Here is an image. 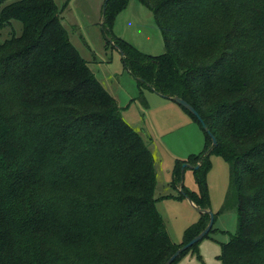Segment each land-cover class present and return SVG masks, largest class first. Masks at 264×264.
Wrapping results in <instances>:
<instances>
[{
    "label": "trees",
    "instance_id": "obj_1",
    "mask_svg": "<svg viewBox=\"0 0 264 264\" xmlns=\"http://www.w3.org/2000/svg\"><path fill=\"white\" fill-rule=\"evenodd\" d=\"M127 1L105 2L107 47L139 88L190 104L217 141L209 149L203 131L204 148L176 160L170 185L183 163L198 165L199 193L182 190L208 209L209 156L219 155L229 180L220 212L236 210L220 264H264V0H139L162 38L157 56L114 35ZM66 3L0 0V264H163L209 216L172 241L153 156L71 43Z\"/></svg>",
    "mask_w": 264,
    "mask_h": 264
},
{
    "label": "rangeland",
    "instance_id": "obj_2",
    "mask_svg": "<svg viewBox=\"0 0 264 264\" xmlns=\"http://www.w3.org/2000/svg\"><path fill=\"white\" fill-rule=\"evenodd\" d=\"M54 1L62 7L66 0ZM95 1L68 0L64 11L60 9L62 23L72 43L76 44L77 32L89 42L91 51L84 54L80 50V56L87 61L103 87L116 99L122 119L140 135L151 152L154 159L153 196L156 208L172 241L180 243L185 228L198 221L200 213L184 197L164 196L179 194V183L176 189L170 185L175 162L185 160L190 154H198L204 148V132L174 101L148 88L138 87L137 80L123 68L120 52L106 45L102 20H99L104 0L96 7ZM123 10L113 24V33L141 53L152 56L162 54L164 45L151 11L139 0H128ZM70 24L78 30L71 28ZM209 161L211 166L205 179L208 209L213 214H219L215 217L213 230L186 249L173 264H220V243L228 241L229 233L236 230V210L233 205L230 204V209L220 212L229 189L228 164L214 153L209 156ZM182 184L185 190L199 193L192 169L184 168Z\"/></svg>",
    "mask_w": 264,
    "mask_h": 264
},
{
    "label": "water",
    "instance_id": "obj_3",
    "mask_svg": "<svg viewBox=\"0 0 264 264\" xmlns=\"http://www.w3.org/2000/svg\"><path fill=\"white\" fill-rule=\"evenodd\" d=\"M107 0L104 1L103 4V8H102V13H104V8H105V2ZM111 44L113 45L114 48H116L121 56L122 53L121 51L118 49V47L113 44L111 42ZM156 93V92H155ZM158 94V93H157ZM161 97H163L162 95H160ZM172 101H174L176 104H178L179 106H181L182 108L186 109L188 112H190L193 116H195L197 118V120L200 122L202 130L209 136V138L211 139V146L209 147V149H211L213 146L216 145L217 141L215 139V137L213 136V134L210 132L209 128L206 126V124L203 122V120L201 119V117L198 115V113L196 112V110L190 105L188 104L186 101H184L183 99L179 98V97H172L171 98ZM184 168H190V169H196L198 168V165L196 166H190L187 163H183L181 165L180 168V189L179 192L184 196V198H186L189 203L193 206V208H195L199 213H206L209 216V220L208 223L206 224V226L203 228V230H201L196 236H194L191 240H189L186 244L182 245L181 247H179L178 249H176L173 254L163 263V264H172L174 262V260L179 256V254L184 251L185 249L189 248L190 246H192L193 244L199 242L202 238H204V236L209 232V230L211 229L213 222H214V215L211 212L210 209H201L198 208L197 206H195L193 204V202L191 201V199L185 194V192L182 190V174H183V170Z\"/></svg>",
    "mask_w": 264,
    "mask_h": 264
},
{
    "label": "crops",
    "instance_id": "obj_4",
    "mask_svg": "<svg viewBox=\"0 0 264 264\" xmlns=\"http://www.w3.org/2000/svg\"><path fill=\"white\" fill-rule=\"evenodd\" d=\"M105 1V0H104ZM55 2V1H54ZM65 2H68V0H66ZM102 2V0H96L95 1V7L97 6V5H99L100 6V3ZM65 4V3H64ZM57 5V4H56ZM66 5H67V3H66ZM63 6V5H62ZM59 7V6H58ZM64 8H66V7H63V11H64ZM122 11H124V10H122ZM122 11L121 12H119V14L117 15V17L116 18H118V16L122 13ZM61 15H62V13H61ZM60 15V17H61V23L63 22V16H61ZM102 15V14H101ZM99 20H102V17H100L99 18ZM91 23V22H90ZM114 23H116V19H115V22ZM62 25H63V23H62ZM70 26H71V28H73V29H75V30H78L77 29V27L75 26V25H71L70 24ZM63 27H64V25H63ZM65 28V27H64ZM66 29V28H65ZM67 30V29H66ZM113 32H114V30H113ZM115 34V33H114ZM116 35V34H115ZM117 36V35H116ZM118 37V36H117ZM76 44L75 43H72V41H71V43L73 44V46L76 48V50L78 51V52H80V50H82L83 52H84V54L85 53H87L86 51H91V49H90V46L88 45V41H86V40H84V38H83V36L81 35V33H79V32H77V36H76ZM88 42V43H87ZM114 49H116V48H114ZM80 54V53H79Z\"/></svg>",
    "mask_w": 264,
    "mask_h": 264
}]
</instances>
